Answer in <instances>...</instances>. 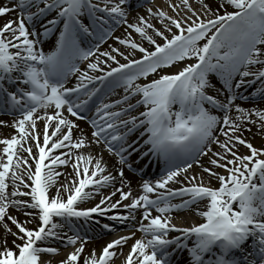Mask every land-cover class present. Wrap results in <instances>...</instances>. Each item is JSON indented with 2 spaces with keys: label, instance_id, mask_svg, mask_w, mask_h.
<instances>
[{
  "label": "snow or ice",
  "instance_id": "1",
  "mask_svg": "<svg viewBox=\"0 0 264 264\" xmlns=\"http://www.w3.org/2000/svg\"><path fill=\"white\" fill-rule=\"evenodd\" d=\"M0 264H264V0H0Z\"/></svg>",
  "mask_w": 264,
  "mask_h": 264
}]
</instances>
